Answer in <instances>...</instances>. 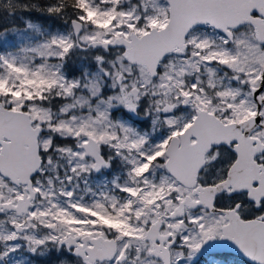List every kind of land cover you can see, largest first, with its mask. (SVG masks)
Returning a JSON list of instances; mask_svg holds the SVG:
<instances>
[{
  "label": "snow or ice",
  "instance_id": "obj_1",
  "mask_svg": "<svg viewBox=\"0 0 264 264\" xmlns=\"http://www.w3.org/2000/svg\"><path fill=\"white\" fill-rule=\"evenodd\" d=\"M214 244L264 264V0H0V264Z\"/></svg>",
  "mask_w": 264,
  "mask_h": 264
},
{
  "label": "flooded vegetation",
  "instance_id": "obj_2",
  "mask_svg": "<svg viewBox=\"0 0 264 264\" xmlns=\"http://www.w3.org/2000/svg\"><path fill=\"white\" fill-rule=\"evenodd\" d=\"M51 258V264H59L56 254L47 256ZM242 259L233 254L210 255L205 250L197 257V264H240Z\"/></svg>",
  "mask_w": 264,
  "mask_h": 264
},
{
  "label": "water",
  "instance_id": "obj_3",
  "mask_svg": "<svg viewBox=\"0 0 264 264\" xmlns=\"http://www.w3.org/2000/svg\"><path fill=\"white\" fill-rule=\"evenodd\" d=\"M205 251L208 254L213 255V256L214 255H221V254H233V255L241 258V259H246V258L241 257L240 255H238L237 252H234L229 248L219 247L215 244L212 247H208Z\"/></svg>",
  "mask_w": 264,
  "mask_h": 264
},
{
  "label": "trees",
  "instance_id": "obj_4",
  "mask_svg": "<svg viewBox=\"0 0 264 264\" xmlns=\"http://www.w3.org/2000/svg\"><path fill=\"white\" fill-rule=\"evenodd\" d=\"M7 23H8L12 28L17 27L16 22H14L13 19H12L11 17H9V18L7 19ZM41 259H44V260H48V259H50V261H51V258H50V257H42Z\"/></svg>",
  "mask_w": 264,
  "mask_h": 264
},
{
  "label": "rangeland",
  "instance_id": "obj_5",
  "mask_svg": "<svg viewBox=\"0 0 264 264\" xmlns=\"http://www.w3.org/2000/svg\"><path fill=\"white\" fill-rule=\"evenodd\" d=\"M14 35H15L14 32H10V33H9V36H8V37H5V39H10V38L13 37Z\"/></svg>",
  "mask_w": 264,
  "mask_h": 264
}]
</instances>
